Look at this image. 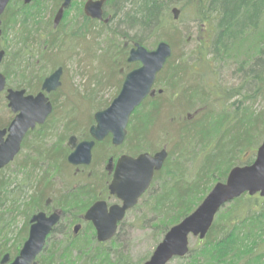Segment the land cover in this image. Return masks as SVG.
<instances>
[{
    "label": "trees",
    "instance_id": "1",
    "mask_svg": "<svg viewBox=\"0 0 264 264\" xmlns=\"http://www.w3.org/2000/svg\"><path fill=\"white\" fill-rule=\"evenodd\" d=\"M15 1L14 3L18 4L20 2L21 10H15L12 7L14 3L9 4L2 17L3 36L7 35V30L21 27L27 33L25 41L28 42V38L38 30L31 28L36 23V17L42 13V4L47 0H34L33 6L39 5L38 15L36 13L29 15L31 6L25 5L22 0ZM183 1L184 5L181 7ZM52 2L55 4L52 11L55 14L60 9L62 1ZM177 6L181 7L183 14L179 21L188 18L197 24L200 32L205 30L209 38L200 42L187 55L178 57L173 53L157 78L155 89L158 88V91L155 96L147 98L136 109L135 114L133 113L130 120L132 138L129 141L127 137L125 142L129 143L128 154L133 157L142 153L153 155L162 149H167L169 153L163 169L156 173L150 189L134 209L141 213V225L148 226L155 233L157 245L173 226L179 224L198 207L211 190L208 186L211 181L225 182L234 167L253 163L255 151L250 153L245 163L234 161L238 160L239 155L247 148L257 147L264 139V112H256L253 104L256 100L264 98V34L260 33L264 21V0H109L106 5L107 17H112L109 24L92 21L83 11L78 10L80 19L76 30L84 25L86 31L66 36V39L76 41L88 37L95 39L97 34L92 32L93 28L99 29L102 35L112 33L111 38L116 40V44L108 51L110 52L108 59L115 53L122 56V59L125 56L129 69L134 66L127 61L131 50L129 43L131 42L132 47L139 43L148 50L156 48L160 36L174 34L168 31L175 29L177 22L173 10ZM38 25L40 26L41 22H38ZM164 32L166 33L163 34ZM39 35L40 33H37L34 37ZM175 36L178 37L176 33ZM120 39L124 41V45L120 43ZM151 40L153 42H150ZM170 40L172 39H168V43L174 50V41ZM44 41L39 42L41 55H49L43 60L42 66L30 64L34 56L28 52L27 44L23 43L22 49L15 54L11 71L4 68L3 73L8 81L11 74H16L22 79L18 88L26 89L30 93L41 89L47 75L44 68L51 66V54L56 55L65 51L64 40L58 41L56 38L46 40L47 43ZM187 42L186 40L185 43ZM17 59H25V65L22 66V60ZM226 62L239 66L242 84L238 87L222 88L217 79L206 73L212 67ZM41 69L45 73L39 75L35 73L38 70L41 72ZM160 90L163 93H159ZM58 102H55L54 114L47 123L27 136L20 155L6 168L9 170L15 164L18 177L15 175L16 179H12L10 183L0 178V212L7 200L16 202L21 197L20 200L23 201L33 188L32 199L37 198L35 206L39 210L46 208L49 199L52 198L54 201L60 196L63 200L62 208L68 209L71 203L82 200L85 201V205L91 200L94 203L98 199L97 191L105 188V181L98 185L93 184L101 180L97 179L94 170L84 179L85 185L80 188L73 187L76 183L72 174L74 168L67 161L71 149L69 146L62 148L55 144L49 146V140L53 139L57 130L59 131L60 122H57L58 119L54 116ZM140 111L143 116L141 120L138 117ZM159 123H162L160 126L164 133L163 145H157L151 136ZM1 125L8 124L1 122ZM61 130L64 135L69 132L66 125ZM89 140L91 137L87 130L80 137V141ZM112 149L116 148L110 139H107L97 144L94 152L101 154L103 160ZM110 159H107V165ZM99 161L93 162L94 165L92 164L90 168L96 166ZM45 166L58 169V178L61 177L60 181L63 184L61 191L51 194L53 182L49 179V173L44 172ZM223 166L225 168H222ZM42 172L44 174L39 176ZM105 172L108 173L107 168ZM108 179L107 177V181ZM258 198L260 199L259 196L253 198L243 196L233 202L232 205L238 206L241 203L242 205L236 207L221 225H218L219 213L207 238L204 241L199 240L197 247L190 250L187 256L190 264L231 263L237 256L236 236L245 235L244 233L249 235L257 230L259 223L262 224L264 199L260 202ZM71 222L69 219V223ZM5 227L1 213L0 235ZM60 227L54 229L53 234L47 239L48 246L50 240L56 238L57 234L64 235L65 232ZM89 227L93 229L92 226ZM122 232L120 225L117 237L112 242L104 244L99 243L93 235H89L84 241H76L73 233L66 240L54 241L48 248L47 263L40 264H133L131 257L126 255L123 249L118 250L114 246ZM258 252L262 254L260 250ZM18 254L19 251L15 256ZM239 263L254 264V258L249 255L242 258Z\"/></svg>",
    "mask_w": 264,
    "mask_h": 264
},
{
    "label": "rangeland",
    "instance_id": "2",
    "mask_svg": "<svg viewBox=\"0 0 264 264\" xmlns=\"http://www.w3.org/2000/svg\"><path fill=\"white\" fill-rule=\"evenodd\" d=\"M52 1L53 0H47L46 2H44L42 4L41 15L39 17L35 16L36 23L32 26L31 29L37 28L38 30L34 32V35L40 33L39 36L34 37V35H32L28 38L29 41L26 42L25 39L27 37V33H25V31L21 29V27H18L15 29L7 30V35L1 37L0 51H6L5 49H8L6 51L7 55L4 59V63L1 67V73L4 72V68H7L9 71H11L10 69H12V65L14 64L13 59L16 58L15 54L20 49H22L23 43L27 44L29 50L28 52H31L34 56V58L30 60V64L39 67L43 65V60L47 59L49 55H41V47L39 42L45 40L44 43H47L46 40H55L56 38L58 41L60 39L66 42V46L64 48L65 51L56 55H54L55 53H52V57L50 59L51 66L44 68V71L47 72L44 81L59 68H63L64 70L63 76L61 78L62 86L56 93L55 97V99L59 101L57 111L54 115L58 119L57 122H60L58 125L59 131L57 130L54 133L53 139H50L48 143L49 146L51 144H55L63 148L65 146H69V139L73 136L76 137L78 141H80V137L83 136V134L86 133L87 130L89 131L91 126L94 125L93 121L95 114L109 108L111 103L118 96L126 75L134 68L140 66V64L133 63L132 65L137 67L133 66L127 69V63L125 62L126 57L124 56V58L122 59V56H119L117 53H115L113 57L110 56V59H108L110 55V52L108 51L111 50L112 47H114V45L116 44V40L114 38H111L112 33L110 32L102 35L99 33V29L93 28L92 32L97 34L95 39L93 37H88L84 40L77 41L69 38L66 39V36L71 33L76 32L75 34L78 35L82 34L83 30L86 31V27L84 25H81L77 30L76 27L78 25V19H80V12H78V10L83 11L84 5L88 0H74L72 6L65 12L64 18L58 30L54 28V19L56 13L54 14L52 12L54 8L53 5H55ZM14 2L16 1L12 0V3ZM33 4L34 1L30 5H27L31 6L28 14L33 15L36 13V15H38L39 5L33 6ZM20 5V2L19 4L14 3L12 7H14L15 10H21ZM183 5L184 1L181 7ZM181 7L177 6V8L181 11L180 18L183 17ZM38 22H41L40 26L38 25ZM175 22H177L175 25V29H169L168 31L170 34H174L166 35V32H164L163 34H165V36H160L159 38V43H168V39H172L170 41H174L175 48L173 50V53L175 56L177 55L178 57H181L184 54L187 55L193 49H195L200 42L208 40L209 34L205 30L203 32H200V28L197 27V24L188 20V18L182 21L175 20ZM175 33L178 35V37L175 36ZM260 33L264 34V21ZM132 34L134 36L136 35L134 32ZM100 35L102 36L100 37ZM34 39H36V41H34ZM186 40L188 41L187 43H185ZM119 41L124 45L123 40L120 39ZM150 42H153V40H151ZM120 43L118 42V44ZM130 43L129 46L133 48ZM156 48H153L151 50H155ZM17 60H22V66L25 65V59ZM52 61H54L55 63ZM55 66L57 67L55 68ZM238 67L239 66L235 63L226 62L220 63L217 65V67H212L210 70H208V72H205L212 78L217 79L222 88H232L238 87L242 84L241 74L238 72ZM194 70L197 71L196 68ZM42 71L43 70L41 69V72L40 70H38L35 73H38V75L41 73H45ZM21 81L22 79L19 76H17L16 74H11V78L8 81L9 87L15 89L21 85ZM161 88H163V86H161ZM157 89H155V91H158ZM39 91L40 90L36 91L35 93ZM218 99L219 97L216 100ZM253 104L256 112H264V98L256 100V102H254ZM141 114V111L138 112V117H140V120L143 118ZM11 116V112L7 108L6 100L3 97L0 98V122L8 124L9 121H11ZM52 118L50 121H52ZM161 124L162 123H159L151 133V136L153 140L157 142V145H163L164 143L162 139V134L164 133L162 130V126H160ZM64 125H66V127L69 129V132L66 133V135H64L63 130H61ZM130 131L131 129L129 123L127 136L129 137V141L132 138ZM263 142L264 139L261 141V143ZM261 143L257 145V147L247 148L246 151H244V153L246 152L245 155H243L244 153H242L241 155H239L238 160H235L234 162L245 163L249 159L250 153L252 151L256 152ZM128 145L129 143H126L120 148L108 151L107 158L103 160L100 157L101 154L94 152V162H97L99 160L103 162L99 161L96 166L87 170L85 174H82L81 171L74 169L72 171V174L75 177L76 181H74L76 183L73 185V187L80 188V186L85 185L86 182H84V179L88 174L94 171L96 172L97 179L101 180L94 182L93 184L98 185L101 181L107 182V176L105 172V168H107L108 166L107 159L115 158V160L117 161L122 155H129ZM100 163L101 166H99ZM16 167L17 166L13 164V166L9 170L5 169L3 171H0V178H2L7 183H10L12 179H16L14 177L15 175L18 177ZM43 168L44 172L49 173V179L53 182L52 190H50L51 194L58 190L61 191V189L63 188V184L60 181L61 177L60 179L58 178V169H55L52 166H45ZM222 168L225 167L223 166ZM223 170L221 171V173L223 172ZM44 172L39 174V176H42ZM102 175L103 177H101ZM219 175L220 173L218 174V176ZM20 179L21 178H19V180ZM215 184V181H211L208 185L209 189H212ZM33 190L34 188L29 191V193L27 194L28 196L24 198L23 201L20 200L21 197L16 202L7 200L6 204L1 208L0 214L2 213L3 224H6V227L0 235V264L7 254L11 256V261L17 257L15 256V254L17 253V251L20 252L24 243L28 239V233L30 230V223L28 222H30L31 218L38 212L46 211L45 209L39 210L37 209V206H35L37 198L36 200L32 199L31 193L33 192ZM97 192L99 193L100 190H98ZM60 197L57 200H54V205H57L60 211L68 214L66 215V217L68 218L61 224V229L64 230L65 233L63 236H59V234H57L56 238L53 237L49 242V246H52L54 241H60L62 239L66 240L69 235L71 236L74 233L73 228L77 224L76 222H78L75 217L80 218L81 216H83L93 201H89L86 205L84 200L77 203H71L67 209L62 208L61 202L63 200L60 199ZM262 199L263 198H260L258 201L261 202ZM232 204L233 203L227 205L226 207H224V209L221 210L220 216L218 217V225L224 223L234 211V209L242 205V203L238 206ZM69 219L72 221L71 223H69ZM140 219V211H129L121 224V228L123 229V232L121 233L122 235L119 237L117 244L114 245L118 250L123 249L125 254L131 257L133 264H144L150 259L156 247L158 246L155 238V233L148 226H144V224L142 226L140 223ZM244 234L245 235L241 234L238 237L236 236L235 238V240H237V256L234 260L231 261V263L227 262L225 264H240L239 262H241V259L249 255L253 256L254 264H264V255H262L264 254V218L262 224L259 223L257 230L253 231L249 235L247 233ZM89 235H93V237H96V231L94 229H90V227L85 225L84 228L78 233V235L74 237V239L76 241H84L88 238ZM199 242L200 241L198 238L191 237L190 250L195 249ZM49 246L47 244L46 251L38 258V264L42 262L47 263V252ZM258 250H260L262 254H259ZM170 264H190V259H188V257L185 259H175Z\"/></svg>",
    "mask_w": 264,
    "mask_h": 264
},
{
    "label": "water",
    "instance_id": "3",
    "mask_svg": "<svg viewBox=\"0 0 264 264\" xmlns=\"http://www.w3.org/2000/svg\"><path fill=\"white\" fill-rule=\"evenodd\" d=\"M12 0H0V38L3 36L2 17ZM34 0H24L30 5ZM62 5L54 19L57 29L74 0H61ZM109 0H88L84 5V14L99 22L109 24L111 16L105 18L104 8ZM181 11L173 10L174 19L180 18ZM173 55V49L167 42H161L155 50H148L139 43L129 53L128 63H139L140 68L130 72L125 77L119 95L109 108L97 112L95 124L89 130L91 141L77 143L76 137H71L69 147L72 152L67 161L73 167H89L93 163V151L97 143L112 138L114 147H121L128 135L131 116L144 101L154 97V87L158 75ZM5 51H0V94L6 90L7 79L1 73ZM63 68H59L48 77L42 86V91L34 96H26V91L7 90L8 108L15 118L8 128L0 129V171L13 163L21 152L22 143L30 131L42 126L53 113V105L46 94L56 92L61 88ZM159 93H163L162 90ZM169 153L167 149L150 154L142 153L137 157L122 155L116 163L109 160L107 170L113 172L109 186L112 196L122 202V205L108 207L104 201L95 203L85 214L84 219L91 222L96 230L99 243L110 242L117 234L120 223L126 214L133 210L140 199L150 189L156 173L160 172ZM250 198L259 195L264 199V143L257 151L250 165L234 167L225 182L216 183L198 207L179 224L173 226L156 247L150 259L144 264H169L174 259L185 258L190 253V238L205 240L213 227L220 211L241 197ZM60 221L57 213L47 216L38 213L30 220V230L27 241L19 255L11 261L7 254L1 264H38L37 259L45 251L48 237ZM81 226H76V234Z\"/></svg>",
    "mask_w": 264,
    "mask_h": 264
},
{
    "label": "flooded vegetation",
    "instance_id": "4",
    "mask_svg": "<svg viewBox=\"0 0 264 264\" xmlns=\"http://www.w3.org/2000/svg\"><path fill=\"white\" fill-rule=\"evenodd\" d=\"M104 11H105V18L107 17V14H106V6H105V8H104ZM83 12H84V10H83ZM85 15V14H84ZM86 16V15H85ZM87 17V16H86ZM88 18V17H87ZM90 19V18H89ZM90 20H92V19H90ZM92 21H96V20H92ZM101 23H103V22H101ZM59 28V27H58ZM58 28L56 29V30H58ZM133 48H134V46H133ZM133 48H131V50L133 49ZM130 50V51H131ZM130 51H129V53H130ZM5 59V58H4ZM3 63H4V60H3ZM3 63H2V65H3ZM139 68V67H138ZM137 68V69H138ZM4 74V73H3ZM4 76L6 77V75L4 74ZM6 79H7V85H6V90L2 93V94H0V98H4L5 100H6V102H7V108H8V101H7V95H8V93H7V90L8 89H13V88H11V87H9V84H8V78L6 77ZM43 86V85H42ZM42 86H41V89H40V91L39 92H37V93H35V94H33V93H30L28 90H26V89H23V88H15V89H13V90H17V91H22V90H25L26 91V96H28V95H34V96H36V95H38L41 91H42ZM59 91V89L56 91V92H52V93H50V94H46V96L50 99V102L52 103V105H53V108L55 109V102H57L58 100H56L55 99V97H56V93ZM8 110L11 112V110L8 108ZM54 114V110H53V113H52V115ZM11 121H9V123H8V125L7 126H2L1 125V122H0V129H6V128H8L9 127V125L11 124V122L13 121V119L15 118V116L13 115V113L11 112ZM51 115V116H52ZM50 116V117H51ZM49 117V118H50ZM49 118L47 119V121L49 120ZM47 121H46V123H47ZM45 123V124H46ZM44 124V125H45ZM44 125H42V126H44ZM42 126H37V128L34 130V131H36L38 128H41ZM34 131H30L28 134H27V136L31 133V132H34ZM27 136L25 137V139H24V141H23V143H22V148H21V151H22V149H23V145H24V142H25V140H26V138H27ZM107 139H110V141H112V138L111 137H108ZM106 139V140H107ZM91 140H92V138H91ZM91 140H89V141H91ZM105 140V141H106ZM104 141V142H105ZM80 142H83V141H78V139H77V143H80ZM103 143V142H102ZM112 143V142H111ZM97 144H99V143H97ZM97 144L95 145V147H94V150H95V148H96V146H97ZM123 146V145H122ZM114 147V146H113ZM70 148V147H69ZM115 148H120V147H115ZM71 152H72V150H71ZM21 153V152H20ZM20 153H19V155H20ZM93 153H94V151H93ZM18 155V156H19ZM17 156V157H18ZM17 157H16V159H17ZM15 159V160H16ZM111 159H113L114 160V163L116 162V160H115V158H111ZM110 159V160H111ZM15 162V161H14ZM13 162V163H14ZM93 162H94V155H93ZM12 164V163H11ZM10 164V165H11ZM93 164V163H92ZM92 164H91V166H92ZM71 166V165H70ZM91 166H89V167H85V166H80V167H73V166H71V167H73L74 169H76V170H78V171H81V173L82 174H85L86 173V171L87 170H89V168L91 167ZM8 167V166H7ZM6 167V168H7ZM5 168V169H6ZM5 169H3V170H5ZM2 170V171H3ZM106 176L109 178L108 179V181L107 182H105L106 183V185H105V188L103 187V189H99L100 190V192L98 193V199L94 202V203H92L91 205H90V207L86 210V212L95 204V203H97V202H99V201H104V202H106L107 203V205H108V207H111V206H114V205H122V202H120L118 199H117V197H115V196H112L111 195V193H110V190H109V186H110V184H111V181H112V178H113V172H110V171H108V173L106 172ZM45 212H38V213H45L47 216H51L52 214H54V213H57V214H59L60 215V221H59V223L57 224V226L54 228V229H56V228H59L60 226H61V224L63 223V221L67 218L66 217V215H68V214H65L63 211H60V209L58 208V206L56 205H54V201L52 200V199H49L47 202H46V208H45ZM86 212L84 213V215L83 216H81L80 218H78V217H75V219L78 221V222H76L77 224L74 226V228L76 227V226H81V230L84 228V226L86 225V226H92L93 227V229L95 230V228H94V226H93V224L91 223V222H87L85 219H84V216H85V214H86ZM37 213V214H38ZM31 225V224H30ZM120 225H121V223H120ZM120 225H119V228H118V232H117V234H116V236L110 241V242H112L116 237H117V235H118V233H119V231H120ZM74 228H73V230H74ZM60 229H61V227H60ZM90 229H92V228H90ZM62 230V229H61ZM80 230V231H81ZM54 231V230H53ZM79 231V232H80ZM96 231V230H95ZM63 232H64V230H63ZM52 234H53V232H52ZM51 234V235H52ZM50 235V236H51ZM74 235L76 236V235H78V234H76L75 232H74ZM49 236V237H50ZM208 236V235H207ZM48 237V238H49ZM207 238V237H206ZM205 238V239H206ZM96 239H97V237H96ZM204 241V240H203ZM110 242H107V243H110ZM102 244H104V243H102ZM47 245V244H46ZM189 255V254H188ZM187 255V256H188ZM186 256V257H187ZM185 257V258H186ZM175 260V259H174ZM173 261V260H172ZM171 261V262H172ZM147 262V261H146ZM170 262V263H171ZM169 263V264H170Z\"/></svg>",
    "mask_w": 264,
    "mask_h": 264
}]
</instances>
